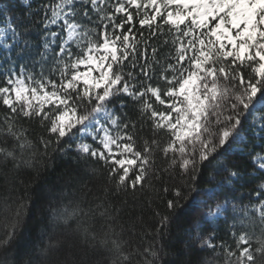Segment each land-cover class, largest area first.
Wrapping results in <instances>:
<instances>
[{"label": "snow or ice", "instance_id": "snow-or-ice-1", "mask_svg": "<svg viewBox=\"0 0 264 264\" xmlns=\"http://www.w3.org/2000/svg\"><path fill=\"white\" fill-rule=\"evenodd\" d=\"M19 6L23 11L0 7L6 18L0 60H8L0 64V166L39 177L50 150L64 157L74 152L76 163L101 165L117 194H158L151 181L178 174L179 183L162 186L166 213L154 211L149 234L160 237L170 214L188 204L200 212L184 229L189 247L199 242L200 250L222 256V264H264V178L244 203L238 193L250 173L226 161L239 149L264 172V148L246 151L264 142V0H46L35 6L19 0ZM129 102L136 119L125 111ZM23 121H38L43 131L33 133ZM145 125L150 137L141 135ZM157 155L167 161L163 169ZM221 174L225 179L217 181ZM108 195L105 188L86 206L64 190L52 197L53 232L75 224L80 248L48 235L39 264H158L155 243L128 250ZM25 208L21 201L5 223L0 250L11 245ZM229 219L234 248L215 242L218 225ZM84 248L94 258L79 255Z\"/></svg>", "mask_w": 264, "mask_h": 264}, {"label": "trees", "instance_id": "trees-1", "mask_svg": "<svg viewBox=\"0 0 264 264\" xmlns=\"http://www.w3.org/2000/svg\"><path fill=\"white\" fill-rule=\"evenodd\" d=\"M41 2H46V0H33V6ZM4 3L9 4L15 12L23 11V8L19 6V0H0V7H3ZM12 14L9 13V15ZM5 26L6 18L3 14H0V27ZM33 39H36L35 35H33ZM0 57H5L2 49H0ZM0 64L8 66L7 58L0 60ZM2 71L3 67H0V72ZM2 79L0 77V83H2ZM0 111H3L2 107H0ZM125 111L133 119H136L137 113L131 102L128 103ZM23 123L33 133L43 131L39 127L38 121H23ZM141 135L144 137L151 136L148 125L144 126ZM251 137L252 134L248 133V138L251 139ZM33 139H35V136H33ZM2 143L3 139L0 138V144ZM11 143L12 141L9 140V146ZM138 143H140L139 140ZM262 148H264V142H253L246 151L256 153L261 152ZM74 155V152H70L67 157H64L59 153H52L50 150V160H45L40 165L39 177L30 170L22 169L17 172L12 170L11 165L7 167L0 166V235L4 233L5 223L11 221L16 206L21 201L26 204L20 227L11 245L5 250H0V261H4L5 264H27L31 260L33 264H39L40 259H42L39 248L47 240L48 235L54 238L63 236L68 241L74 242L78 250L80 248L79 241L72 235V228L75 227V224H72L70 228H57L53 232L49 215L50 203L54 205L55 201H52L51 198L59 196L61 190H64L69 198L79 200L86 206L88 203H94L95 198L102 196L105 188H108L107 201L113 209L119 210L116 216L117 230L119 231V225H123V239L129 242L128 250H131L132 247H140L142 250L147 244L155 243L161 249L158 264H200L204 260L209 261L210 264H218V262L222 264V256L217 257L209 249L200 250L199 242L194 248L189 247V237L184 229L189 226L192 219L200 215V212L193 210L188 204L176 209L174 214H170L173 216L170 227L160 237L149 234L150 229L154 233L158 219L154 216V211L159 210L161 213H166L165 195L162 186L167 184L170 187L173 183H179L180 177L178 174L162 173V179H153L151 183L154 188L161 189L158 194L151 190L121 191L117 194L112 189V185L108 184L107 171L101 165L94 164L91 161L76 163L72 159ZM50 161H54V164L48 166ZM226 161L235 163L247 173H250L249 182L238 193V195L243 196V202L247 203L248 194L257 187L259 180L264 178V172L253 165L246 153L241 154L239 149L227 154ZM166 164L167 161L157 155L156 167L163 169ZM93 169L97 171L93 172ZM210 171L211 168L205 170V178H207ZM225 176L226 174L217 175L216 180L222 181ZM204 186L201 185V187ZM149 199L152 201L151 205L148 203ZM230 224L231 220L229 219L228 223L222 221L218 225L215 242H224L234 248L235 239L231 234ZM98 226L99 224H97ZM240 231L239 228L236 229L237 236ZM42 233H47V235L42 236ZM204 235H207V233H204ZM85 254L89 258H94L95 255L87 248L79 252V255ZM257 260L259 262L261 258L257 257Z\"/></svg>", "mask_w": 264, "mask_h": 264}]
</instances>
